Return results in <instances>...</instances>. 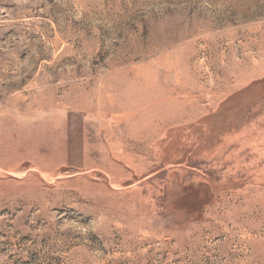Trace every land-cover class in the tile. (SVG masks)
Returning <instances> with one entry per match:
<instances>
[{"label": "rangeland", "instance_id": "rangeland-1", "mask_svg": "<svg viewBox=\"0 0 264 264\" xmlns=\"http://www.w3.org/2000/svg\"><path fill=\"white\" fill-rule=\"evenodd\" d=\"M0 264H264V0H0Z\"/></svg>", "mask_w": 264, "mask_h": 264}]
</instances>
